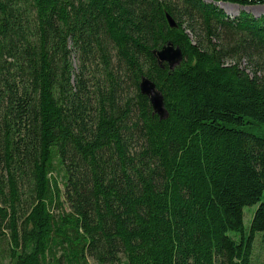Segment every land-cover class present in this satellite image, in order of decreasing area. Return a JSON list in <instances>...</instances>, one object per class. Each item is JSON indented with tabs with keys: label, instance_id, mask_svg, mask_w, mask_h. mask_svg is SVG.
<instances>
[{
	"label": "trees",
	"instance_id": "1",
	"mask_svg": "<svg viewBox=\"0 0 264 264\" xmlns=\"http://www.w3.org/2000/svg\"><path fill=\"white\" fill-rule=\"evenodd\" d=\"M220 2L264 0H0L1 258L252 264L264 16L231 18ZM168 42L184 56L174 69L153 53Z\"/></svg>",
	"mask_w": 264,
	"mask_h": 264
},
{
	"label": "water",
	"instance_id": "2",
	"mask_svg": "<svg viewBox=\"0 0 264 264\" xmlns=\"http://www.w3.org/2000/svg\"><path fill=\"white\" fill-rule=\"evenodd\" d=\"M168 23L171 28H178V24L170 13H166ZM158 60V64L163 67L167 64L170 69H174L183 61V52L179 46L168 42L162 48L153 51ZM140 91L142 94L149 97L153 110L160 118H166L168 111L164 105V97L161 91L157 88L156 83L147 76H143L140 82Z\"/></svg>",
	"mask_w": 264,
	"mask_h": 264
},
{
	"label": "rangeland",
	"instance_id": "3",
	"mask_svg": "<svg viewBox=\"0 0 264 264\" xmlns=\"http://www.w3.org/2000/svg\"><path fill=\"white\" fill-rule=\"evenodd\" d=\"M218 5L224 10L226 15L231 18L238 17L242 11H246L253 16H256L257 18L264 16V3L243 5L231 2H220L218 3ZM243 65H246V61L243 62ZM262 202H264V195L262 198ZM257 207L258 205H251L244 208V225L247 231L250 228L252 217ZM0 264H11V262L8 257L5 256L4 258L0 257ZM252 264H264V244L260 243L259 239H255L253 243Z\"/></svg>",
	"mask_w": 264,
	"mask_h": 264
}]
</instances>
